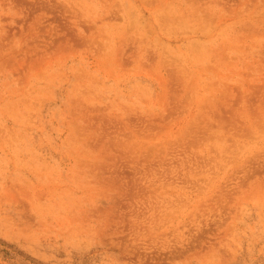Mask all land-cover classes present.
Here are the masks:
<instances>
[{
  "label": "rangeland",
  "instance_id": "1",
  "mask_svg": "<svg viewBox=\"0 0 264 264\" xmlns=\"http://www.w3.org/2000/svg\"><path fill=\"white\" fill-rule=\"evenodd\" d=\"M0 264H264V0H0Z\"/></svg>",
  "mask_w": 264,
  "mask_h": 264
}]
</instances>
